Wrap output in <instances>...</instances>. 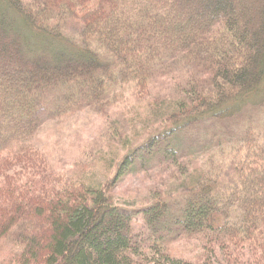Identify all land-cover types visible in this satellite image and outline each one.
<instances>
[{"label":"trees","instance_id":"obj_1","mask_svg":"<svg viewBox=\"0 0 264 264\" xmlns=\"http://www.w3.org/2000/svg\"><path fill=\"white\" fill-rule=\"evenodd\" d=\"M133 99L142 129L53 163L49 122ZM0 264H264V0H0Z\"/></svg>","mask_w":264,"mask_h":264},{"label":"rangeland","instance_id":"obj_2","mask_svg":"<svg viewBox=\"0 0 264 264\" xmlns=\"http://www.w3.org/2000/svg\"><path fill=\"white\" fill-rule=\"evenodd\" d=\"M177 78L178 76L175 75L158 77L154 79L150 91L156 95L159 92V96L162 97H178L180 93L177 89L176 82L179 83L176 81ZM143 103L144 100L135 102L133 99V107L115 108V105L109 118L98 111H88L60 121L49 122L41 138L50 148L51 160L55 165L61 167L80 159L88 161L104 149L110 148L111 150L121 135L124 136L127 133H133V131L138 132V129L145 126L142 121L139 122V119L133 116L134 112L140 110ZM103 169L105 168L103 167ZM176 172V168H169L163 179ZM158 179L159 176L156 177L147 172L127 174L115 187L116 197L121 202L128 204L140 202Z\"/></svg>","mask_w":264,"mask_h":264}]
</instances>
